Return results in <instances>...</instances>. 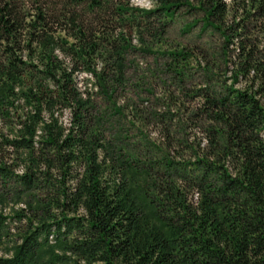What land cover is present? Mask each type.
Wrapping results in <instances>:
<instances>
[{
    "label": "trees",
    "instance_id": "trees-1",
    "mask_svg": "<svg viewBox=\"0 0 264 264\" xmlns=\"http://www.w3.org/2000/svg\"><path fill=\"white\" fill-rule=\"evenodd\" d=\"M152 2L0 0V264H264V0L229 30L232 4L197 0L203 29L239 38L230 83L206 65L189 88V54L163 51L173 91L146 116L118 101L152 93L129 56L194 8Z\"/></svg>",
    "mask_w": 264,
    "mask_h": 264
},
{
    "label": "rangeland",
    "instance_id": "rangeland-1",
    "mask_svg": "<svg viewBox=\"0 0 264 264\" xmlns=\"http://www.w3.org/2000/svg\"><path fill=\"white\" fill-rule=\"evenodd\" d=\"M128 1L131 4L144 9H149L154 6L152 0ZM225 1L232 4L233 8H235L234 10L233 8L231 9L223 25L226 30H229L234 22H240V19H245L246 15L241 13V11H237V9L240 8L246 0ZM191 2L193 3L194 8L188 9L183 7L170 23L164 37L160 41L152 43L153 45L150 46V51L137 52L136 55L129 56L132 62L129 64L130 69L128 75L132 76L133 82L137 76H142L147 82H149V84H152V93L147 94L144 92L140 94L139 92L138 95L135 92L134 94L129 92L125 95L119 93L118 101L120 104H133L138 108V111H144L143 113L147 116L148 113L145 112V110L147 111L161 103L166 104L167 102H170L169 96L171 93H169V89L173 91V86H169L170 81L166 78V74H163L166 71L161 69L165 68V64L170 63V56L167 55V53H162L163 51L166 52V50L184 49L189 54L187 68H191L190 75H192V85L187 83V87H197L199 84H202V81H204L206 77L200 68H206V65H208V68H219L215 71L219 72L221 78L227 80L228 84L230 83L231 68H234L235 65L234 61L238 51L237 44L239 38L231 37V39L226 40L224 35L215 28L207 27L203 29L202 22L200 21L203 12L198 9L197 0H191ZM253 19L248 24L250 30L248 40L254 41L260 48L261 45H263L262 37L264 34V21L258 18L255 20ZM193 21L195 22L192 26L189 29H186L188 24ZM146 40L150 42V39ZM133 44H136V46L140 45L137 38H133ZM83 75V73L78 75V79L80 80ZM244 85L245 82L241 81L237 83L236 86ZM262 87L264 89V82L262 83ZM175 95L179 97L177 101L181 102L184 108L195 106L199 100L196 96L185 97L183 94L176 92ZM166 109L167 107H160L157 110L158 112H164ZM63 116L65 121H67L68 112L65 111ZM127 127L135 131L134 126L127 124ZM159 130V126L153 124L148 126L146 133L153 138H159L161 140L165 139ZM106 134L107 138L110 140L111 132H106Z\"/></svg>",
    "mask_w": 264,
    "mask_h": 264
}]
</instances>
